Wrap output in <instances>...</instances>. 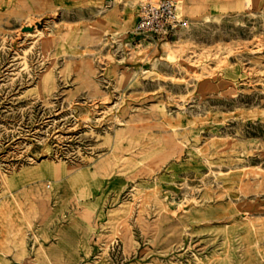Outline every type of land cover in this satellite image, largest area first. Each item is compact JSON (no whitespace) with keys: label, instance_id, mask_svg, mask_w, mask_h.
<instances>
[{"label":"rangeland","instance_id":"rangeland-1","mask_svg":"<svg viewBox=\"0 0 264 264\" xmlns=\"http://www.w3.org/2000/svg\"><path fill=\"white\" fill-rule=\"evenodd\" d=\"M156 1L0 0L2 260L264 264V0H172L185 24L137 44ZM40 164L84 186L8 187ZM41 191L90 250L46 257Z\"/></svg>","mask_w":264,"mask_h":264},{"label":"crops","instance_id":"crops-1","mask_svg":"<svg viewBox=\"0 0 264 264\" xmlns=\"http://www.w3.org/2000/svg\"><path fill=\"white\" fill-rule=\"evenodd\" d=\"M49 177L51 179V183H57L61 179L66 178L67 186L74 190L83 187L82 183V175H74L70 174L67 169L64 167H52L47 164H40L35 167L21 169L18 173L11 175L8 179V187L10 189H21L28 184L30 185L33 181L43 182L44 178ZM52 192H40L39 197H33L35 200L39 202V215L41 218V222L43 226L41 227L43 232L44 241L48 240L50 237L55 236L58 239V242L55 245L52 244H42V249L46 253V257L50 258L56 253L66 252V249L69 246H78L81 243L82 247L86 249V251L90 250L92 245L88 244V235L84 233L83 235L78 234L77 226L74 223L70 225H62L61 222L57 221L54 223V227L51 230L49 228L52 223V214L50 212V207L48 206V199L50 198ZM3 212L0 213V229L2 227V218ZM52 231L54 234H51L49 231ZM89 256V255H88ZM0 264H11V261L2 260L0 257Z\"/></svg>","mask_w":264,"mask_h":264},{"label":"built area","instance_id":"built-area-1","mask_svg":"<svg viewBox=\"0 0 264 264\" xmlns=\"http://www.w3.org/2000/svg\"><path fill=\"white\" fill-rule=\"evenodd\" d=\"M184 24L174 1L158 0L140 5L131 34L137 44L146 39L157 42Z\"/></svg>","mask_w":264,"mask_h":264}]
</instances>
